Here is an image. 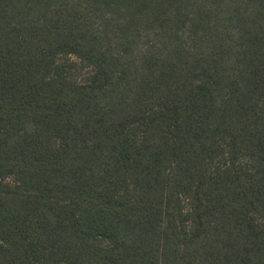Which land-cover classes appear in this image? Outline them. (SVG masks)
I'll return each mask as SVG.
<instances>
[{"label":"trees","instance_id":"16d2710c","mask_svg":"<svg viewBox=\"0 0 264 264\" xmlns=\"http://www.w3.org/2000/svg\"><path fill=\"white\" fill-rule=\"evenodd\" d=\"M0 264H264V0H0Z\"/></svg>","mask_w":264,"mask_h":264}]
</instances>
